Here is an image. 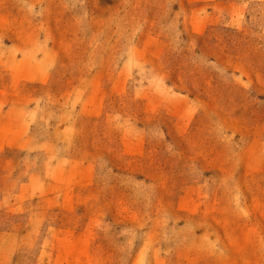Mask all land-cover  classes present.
Instances as JSON below:
<instances>
[{
	"label": "rangeland",
	"instance_id": "374dc122",
	"mask_svg": "<svg viewBox=\"0 0 264 264\" xmlns=\"http://www.w3.org/2000/svg\"><path fill=\"white\" fill-rule=\"evenodd\" d=\"M0 264H264V0H0Z\"/></svg>",
	"mask_w": 264,
	"mask_h": 264
}]
</instances>
